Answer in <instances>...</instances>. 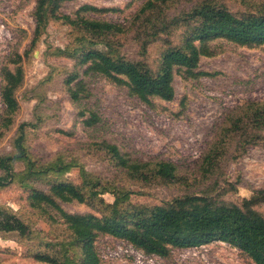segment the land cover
<instances>
[{
    "label": "trees",
    "instance_id": "obj_1",
    "mask_svg": "<svg viewBox=\"0 0 264 264\" xmlns=\"http://www.w3.org/2000/svg\"><path fill=\"white\" fill-rule=\"evenodd\" d=\"M71 1L76 0H35V26L29 46L11 60L14 69L2 70L0 96L5 122L0 136L13 123L19 109L16 91L24 80L23 59L37 48L51 21H59L70 29L67 44H48L45 54L73 61L72 68L52 66V71L63 76V86L73 102L89 97L83 75H101L125 86L147 104L154 98L170 101L174 97L175 74L192 78L211 75L199 70V62L201 57L213 55L212 41L222 39L249 48L264 45V0L251 1L236 11L215 0H143L123 21L99 19L87 13L121 14L132 0L124 8L82 4L72 13H63V4ZM183 3L189 5L185 7ZM124 38L135 41L138 58L132 59L121 51ZM152 44H159L158 56L149 62L147 53ZM53 75L50 73L44 81L51 80ZM79 117L87 129L101 122L100 116L88 109L80 110ZM38 125L36 121L21 123L14 139L16 151L0 156V168L5 173L0 176V187L9 182L12 163L22 161L25 177H44L47 184V189L29 188L30 207L48 214L50 219V210H54L66 225L68 237L61 253L35 252L36 260L47 264H101L95 241L100 235H110L146 254L161 257L169 256L174 248L198 247L218 240L238 248L255 264H264V214L257 209L264 204V186L239 202L225 201V190L216 191L208 186L160 204H133L129 200L135 191L130 187L102 180V176L88 171L76 159L59 156L47 164H37L26 153L24 143L28 128L37 129ZM220 135L204 156V179L215 173L229 140L235 141L233 157L242 156L248 145L264 142V102L249 101L231 113ZM92 147L132 183L173 185L181 181L182 176L170 161L134 159L105 139L94 141ZM72 168L78 169L80 183L63 178ZM106 193L113 197L112 202L103 198ZM73 201L95 207L96 212L72 213L60 205ZM0 232L26 236L29 228L13 212L0 206Z\"/></svg>",
    "mask_w": 264,
    "mask_h": 264
},
{
    "label": "rangeland",
    "instance_id": "obj_2",
    "mask_svg": "<svg viewBox=\"0 0 264 264\" xmlns=\"http://www.w3.org/2000/svg\"><path fill=\"white\" fill-rule=\"evenodd\" d=\"M129 1L76 0L64 3L61 10L72 13L82 4L124 8ZM142 1L132 0L121 14L87 15L123 21ZM215 1L236 11L254 0ZM34 4L35 0H0V91L3 68L14 69L11 60L29 46L35 26ZM69 30L59 21H51L37 48L23 59L24 80L16 91L19 109L13 123L0 136V156L16 151L14 139L21 123L36 121L39 125L37 129L28 128L24 146L37 164H47L59 156L76 159L88 171L102 176V180L130 187L135 191L129 200L133 204H160L208 186L216 191L225 190V201L239 202L264 186V142L248 145L242 156L233 157L235 141L229 140L225 154L216 163L215 173L206 179L201 175L204 156L221 137L229 115L249 101L264 102V45L249 48L222 39L212 41L213 55L201 57L199 62V70L211 75L192 78L175 74L174 97L170 101L154 98L147 104L125 86H118L101 75H83L89 97L73 102L63 86V76L52 71V66L72 68L73 61L45 54L48 44L64 47L70 39ZM158 48L159 44L148 48L149 62L157 58ZM121 51L132 59L138 58L137 45L130 38L122 39ZM50 73L54 74L53 78L44 81ZM82 109L96 112L101 122L93 128H84L79 117ZM4 110L0 96V127L5 122ZM102 139L115 143L121 152L134 159L172 162L182 176L181 181L148 186L130 182L92 147L94 141ZM24 169L22 161L12 163V176L0 187V206L21 219L29 233L20 236L17 232H0V264H47L36 260L35 252L61 253L68 237L65 223L54 210H50L53 216L50 219L48 214L30 207L29 188L47 189V184L44 177H25ZM0 176H5L1 168ZM63 178L81 182L77 168H72ZM103 198L113 201L108 193ZM60 205L72 213L96 212L95 207L76 201ZM257 209L264 214V204ZM95 248L101 264H255L238 248L218 240L198 247L174 248L167 257L146 254L110 235H100Z\"/></svg>",
    "mask_w": 264,
    "mask_h": 264
}]
</instances>
